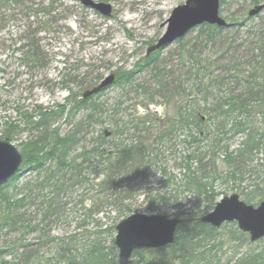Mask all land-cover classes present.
Returning <instances> with one entry per match:
<instances>
[{
  "label": "rangeland",
  "instance_id": "rangeland-1",
  "mask_svg": "<svg viewBox=\"0 0 264 264\" xmlns=\"http://www.w3.org/2000/svg\"><path fill=\"white\" fill-rule=\"evenodd\" d=\"M91 1L111 6L112 15L106 17L88 9L81 0H0V137L5 133L9 135V142L22 155L26 152L25 144L30 138L39 136V132L31 129L16 133L10 127L6 128V124H19L23 111L35 116V121L39 120L40 113L55 112L57 116L51 122L52 129H57L62 137L71 132L78 135L71 149L76 163H83L84 154L90 157L83 167H78L80 172L75 169L59 172V179L64 178L65 184L57 192L52 183L54 180L51 186L34 185L37 176L24 168L22 155L17 187L22 190L24 185L33 184L34 187L27 192L34 200L27 202L21 213L36 226L43 219L42 206L48 203V199H52L54 211L45 221L43 232L28 229L0 238V252L6 250L4 245L10 240L23 237L20 244L31 245L44 233L43 239L51 240L40 252L44 264H72L70 261L74 260L86 264L91 254L111 255L115 227L133 214L178 218L175 214L180 211L207 207L205 200L190 193L181 194L178 203L172 200L156 207L150 199L151 194L168 191L157 169L148 170L144 180L137 179L133 185L136 193L128 196L122 204L115 201L127 187L110 191L99 187L102 177H99L101 171L94 154L99 146V134L110 132L107 142H111L113 121L122 125L130 123L133 117L143 116L147 109L161 117L167 113L161 98L155 97L153 102H147L145 92L156 89L159 79L153 74L155 66L145 67L144 59L148 48L166 33L173 10L186 0ZM252 6V0H220L219 15L228 24L241 23L248 18ZM250 19L241 27L233 26L217 33L214 38L207 37L205 27H197L182 41H175L157 52L153 59L161 63V69L166 67L171 71L172 77L168 79L172 81L178 77L177 62L185 59L183 45L192 49L197 59L216 60L218 63L214 62L211 69V81L202 85L204 91L207 83L210 85L206 91L209 98L199 97L195 100L197 105L211 108L222 99H240L245 104L241 110L247 114L241 115V120L250 127L264 129V11ZM33 50L38 52L36 59H41L35 64L27 61V54ZM131 72L133 81L126 82L124 79ZM111 74L116 77L111 87L85 101L82 99L83 93L97 87ZM193 87L196 86L191 83L183 89L190 94ZM99 105L103 106L100 111L104 113L103 122L99 111L98 114L93 112V108H99ZM113 113L114 119L110 117ZM21 127L25 125L21 124ZM247 136V132L232 136L228 141L230 151L238 150ZM183 149L181 145L173 154H166L169 171L179 181L182 176L175 169L174 155H181ZM263 158L264 150L255 151L254 162L246 169H257ZM221 164L219 161L218 165ZM42 173L41 178H45L47 173ZM241 177L219 185L214 204L233 194L253 207L264 202V174L258 175L256 171ZM230 225L226 226L227 229L221 227L216 236L217 242L222 243L219 250H213H218L217 258L221 259L218 264H225L227 260L234 264L249 250L264 252V238L252 243L246 235V244L228 243L231 242L229 232L238 230L235 223ZM37 249L30 247V251ZM22 251L20 248L17 254L21 255ZM117 255L116 249V261ZM154 257H157L156 253L145 256L136 252L133 255L137 261ZM3 260L9 264H23L13 261L11 256H4Z\"/></svg>",
  "mask_w": 264,
  "mask_h": 264
},
{
  "label": "trees",
  "instance_id": "trees-1",
  "mask_svg": "<svg viewBox=\"0 0 264 264\" xmlns=\"http://www.w3.org/2000/svg\"><path fill=\"white\" fill-rule=\"evenodd\" d=\"M263 2L264 0H252V5L255 6ZM248 20L251 19L245 18L241 23L234 22L231 27H241L243 22ZM201 27H205L204 31L207 32L205 33L209 38H214L217 33L227 29L209 25ZM182 40L180 39V41ZM181 49L185 59H180V63L177 62L178 77L175 81L168 79L172 77L171 71L166 67L161 69V63H156L157 59H153L158 53L144 59L145 67L155 66L153 74L159 79L156 89L145 92L148 95L147 102H153L155 97L161 98L167 108L166 115L161 117L147 109L143 116L133 117L130 123L122 125L117 120L113 121V140L107 142L109 137H106L105 133L99 134V146L94 150L101 171L99 177H102L99 187H104L105 191L128 188L118 195L115 202L122 204L128 196L135 194L133 185L137 179L144 180L150 169L159 170L163 183L168 189L163 193L151 194L150 199L156 207L160 206V203L172 200L178 203L181 194L186 193L193 194L207 202L205 205L207 207L202 210L191 209L176 213L175 217L182 218V224L177 229L174 243L156 250L140 252L145 256L156 253L157 257L145 259V261L141 259L138 264L220 263L221 259L217 258V252L222 243L217 242L216 238L219 235V230L202 224L200 219L213 210L214 198L219 194L217 193L219 185L227 183L229 180L242 179V175L244 177L256 171L258 175L264 174V158L262 164L256 167L257 169L255 167L246 169L254 162V152L264 150V129L250 127L249 123L241 120V115L246 114L241 110L245 104L237 98L222 99L211 108H200L195 100L199 97H203L204 100L209 98V93L206 91L210 85L207 83L206 91L203 90L202 85L206 81H211L209 80L211 69L214 62H218L211 59H197L192 49H188L184 45ZM27 55L29 56L27 61L33 64L41 60L36 59L38 57L37 50L31 51ZM133 77V72H131V75L124 80L131 83ZM191 83L196 87L191 88L190 94H186L183 88L188 87ZM101 107L103 106L99 105V108H93V112L98 114L99 111L102 118L104 113L100 112ZM21 116L23 119L19 124L16 122L6 124V128L10 127L16 133L29 132L31 129L39 132V136L30 138L25 144L26 152L22 154L24 168L29 169L33 175L37 176L34 184L36 187L44 184L51 186V182L54 180L52 183H54L57 192L60 191L65 181L64 178L59 179V172L73 171L74 169L76 172H80L78 167L81 168L88 162L89 155L88 157L83 155L82 164L76 163L71 155V149L77 142L78 135L71 132L62 137L57 129H52L51 122L57 116L55 112L40 113L37 121H35L36 117L27 111H23ZM110 117L114 119V113L110 114ZM21 124H24L25 127L22 128ZM246 132L248 136L241 147L238 150L230 151L228 141L232 136ZM1 139L11 141L6 133L1 136ZM181 145L184 148L179 153L181 155H174L175 169L182 176L179 181L176 175L169 171L166 154H173L175 148ZM219 155L222 156L219 157L221 160L217 158ZM219 161L222 163L221 166L218 165ZM50 162L52 164H49ZM242 165L243 169H246L245 171H243ZM42 171L47 173L45 178H41ZM18 177L19 174H16L7 185L0 188V238H7L11 234L21 233L18 231L28 229L32 232L38 230L43 232L45 221L54 211L52 199H48V203L42 206L44 211L42 221L40 220L41 222L36 226L31 225V220L26 217V214H22L21 210L26 207L27 202L34 200L31 193L27 192V189L34 185L28 183L20 190L17 187ZM257 186L259 185L256 184ZM22 191L27 193L23 194ZM195 206L200 209L198 205L195 204ZM226 226L230 227L231 225L225 224L222 228H226ZM229 234L231 242L228 243L243 242L246 244L248 242L246 235L236 229L234 233L229 232ZM43 235L45 234L43 233L36 239V243L26 246L20 244L24 240L23 237L10 240L8 244L5 241L4 246L7 248L0 252V264H9L3 260L4 256H11L13 261L23 264H44L40 252L51 240L45 241ZM30 247L38 249L30 251ZM20 248L23 253L18 255L17 252ZM214 248L218 250L213 251ZM111 251V255L100 252L91 254L85 262L86 264H117L116 248L111 247ZM70 263L80 264L75 260ZM225 264H230V261H225ZM234 264H264V252L255 253L249 250Z\"/></svg>",
  "mask_w": 264,
  "mask_h": 264
},
{
  "label": "water",
  "instance_id": "water-1",
  "mask_svg": "<svg viewBox=\"0 0 264 264\" xmlns=\"http://www.w3.org/2000/svg\"><path fill=\"white\" fill-rule=\"evenodd\" d=\"M88 9L110 17L112 8L106 4L91 0H81ZM220 0H186L178 6L167 21V30L155 45L148 48L146 57L164 49L179 38L184 37L192 29L207 23L217 27H226L227 23L219 15ZM264 11V4L252 8L248 15L255 17ZM115 81V74L104 79L100 85L86 91L82 98L88 99L96 95ZM106 137L110 133L105 134ZM23 157L9 142L0 139V188L18 173ZM200 222L219 229L225 223H236L239 231L249 234L250 242L255 243L264 238V202L258 207L247 205L237 194L224 197L214 209L201 217ZM182 220L168 218L164 215L133 214L119 222L115 227L114 246L118 251V264H138L133 259L136 251H147L172 245Z\"/></svg>",
  "mask_w": 264,
  "mask_h": 264
},
{
  "label": "bare ground",
  "instance_id": "bare-ground-1",
  "mask_svg": "<svg viewBox=\"0 0 264 264\" xmlns=\"http://www.w3.org/2000/svg\"><path fill=\"white\" fill-rule=\"evenodd\" d=\"M245 235H247V234H245ZM117 264H118V257H117Z\"/></svg>",
  "mask_w": 264,
  "mask_h": 264
}]
</instances>
